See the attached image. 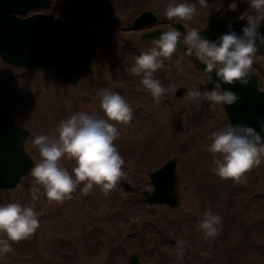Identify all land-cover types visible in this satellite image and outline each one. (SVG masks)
<instances>
[{"label": "rangeland", "instance_id": "rangeland-1", "mask_svg": "<svg viewBox=\"0 0 264 264\" xmlns=\"http://www.w3.org/2000/svg\"><path fill=\"white\" fill-rule=\"evenodd\" d=\"M170 2L184 0H53L40 12L67 19L84 31L96 48L91 74L71 86L55 80L48 68H16L0 60V102L31 130L25 149L36 164L40 161L33 146L37 135H55L59 121L78 112L107 119L97 93L103 88L118 92L133 109L129 125L109 121L120 133L114 144L125 160L127 176L122 177L151 190L148 172L177 156L180 205L172 209L144 201V206L133 204L132 195H141L126 193L118 183L102 204L90 206L80 193L82 184L72 199L49 204L44 189L29 174L14 189L0 191V205L18 202L33 207L40 226L28 239L12 244L13 251L0 257V264H127L134 251L141 264H236L230 261L240 257L244 264H264V161L239 182L220 179L212 171L214 159L220 156L214 157L208 149L211 134L229 125L222 105L197 106L187 95L173 94L181 85L188 91L211 90L206 76L177 52L171 59L161 58L173 65L165 87L171 85L173 91L156 103L141 85V77L125 71L153 47L140 38L145 29L132 27L140 11L157 14L158 22L151 27L177 31V21L187 29H198L212 17L223 16L214 10L216 0H208L207 8L198 0H188L197 5L193 20L170 21L164 16ZM222 2L227 9L229 0ZM247 7V0H238L237 11L227 14L239 17ZM179 32L183 41L186 33ZM178 60L182 71L176 67ZM254 60L264 70V53L255 54ZM33 189H38L35 201ZM206 211L222 217L221 232L214 239H205L198 227ZM0 238L6 237L0 233ZM178 245L186 248L182 258L177 257ZM116 249L121 252L118 258L109 259Z\"/></svg>", "mask_w": 264, "mask_h": 264}, {"label": "clouds", "instance_id": "clouds-1", "mask_svg": "<svg viewBox=\"0 0 264 264\" xmlns=\"http://www.w3.org/2000/svg\"><path fill=\"white\" fill-rule=\"evenodd\" d=\"M198 4L207 8L208 0H198ZM247 4V9L238 17L246 22L242 35L231 30L229 24V31L216 41L201 36L195 28L187 29L181 41V33L170 29L154 38L153 47L137 56L134 64L125 71L141 77L143 88L156 103H160L166 92L173 91L171 85L166 89L154 76L164 66L161 58L171 59L178 49V43L186 45L185 55H194L196 60L206 66L205 72H215L218 80L213 83L211 90L193 87L187 92V98L197 106L204 102L212 107L232 106L240 97L233 91L223 89L222 84L238 82L246 86L251 78L249 74L254 56L258 52L257 42L264 46V35L258 31L264 21V0H247ZM237 9L238 0H229L227 9L222 0H216L214 10L226 15ZM196 13V3L184 0L181 3L170 2L164 16L170 21L173 18L191 21ZM176 67L182 71L179 60ZM97 95L107 119L78 112L59 121L55 135H37L33 139L40 161L32 168L31 175L36 184L44 189L49 204H62L72 199V194L81 184L80 193L84 196L89 195L94 186L107 196L124 175L125 160L114 144L120 133L115 124L109 121L129 125L133 119V109L122 95L108 88L100 89ZM260 128L264 131V122ZM211 137L212 143L208 150L214 157L216 154L220 156L214 159L216 166L212 171L222 180L239 182L247 172L264 161V137L251 126L229 124L213 132ZM64 157L75 161L71 174L60 164ZM37 192L38 189L31 192L33 201L38 199ZM39 226V216L33 207L22 206L18 202L0 205V233L6 237L0 238V257L13 251L12 244L31 237ZM198 227L205 239H214L221 232L222 217L206 211ZM185 252L186 248L178 245L177 257L182 258Z\"/></svg>", "mask_w": 264, "mask_h": 264}, {"label": "water", "instance_id": "water-1", "mask_svg": "<svg viewBox=\"0 0 264 264\" xmlns=\"http://www.w3.org/2000/svg\"><path fill=\"white\" fill-rule=\"evenodd\" d=\"M52 2L53 0H0V59L18 68H49L55 80L76 85L79 80L91 74V62L96 48L81 28L66 19L41 12L27 15L30 11L50 7ZM157 21V14L146 9L140 11L131 23L134 28H144ZM229 24L231 30L238 35L243 34L242 28L246 23L233 17L212 18L207 27L198 31L208 40L216 41L229 31ZM176 25L183 27L180 22H176ZM164 31L167 30L157 27L141 33L140 38L152 43ZM258 31L264 35V26H260ZM185 47L186 45L178 43L177 52L188 59L194 68L204 73L212 85L218 82L215 72L206 73V66L196 60L194 55H185ZM257 47L258 51L264 50L259 42ZM249 75L251 78L246 86L238 82L232 85L222 84L223 89L233 91L240 97L232 106H222L229 124L251 126L264 137V131L260 128V124L264 122V91L259 88L257 77L252 72ZM187 92L185 86H178L174 96L183 97ZM29 134L30 130L16 124L6 105L0 102V190L14 189L22 177L31 174L35 163L23 146ZM177 162L178 157L173 156L148 172L151 190L134 186L122 177L118 184L126 193H140L148 205L177 208L181 203ZM76 195L77 191L72 197ZM127 264H141L137 252L128 256Z\"/></svg>", "mask_w": 264, "mask_h": 264}, {"label": "trees", "instance_id": "trees-1", "mask_svg": "<svg viewBox=\"0 0 264 264\" xmlns=\"http://www.w3.org/2000/svg\"><path fill=\"white\" fill-rule=\"evenodd\" d=\"M52 12H54V11H52ZM163 64H164V66L162 68L158 69L156 71V73L154 74V76L156 79L161 81V83L164 87H166L167 86V77L169 76L168 78H170L171 74L173 73V65L170 62H165V61H163ZM69 162H70V164H66L64 161H61L60 164L62 167L66 168L67 170H68L69 166L71 168L75 167V161L74 160L69 161ZM123 176H127L126 172H124ZM111 192H113V190ZM111 192L107 196H105L103 194V192L101 191V189L93 190L89 195H87L88 204L91 206L94 204L96 205L99 203L100 204L104 203L106 201V199H108V197L111 196ZM127 202H129V201H127ZM130 202L133 204L138 203L139 205L144 206L143 200L138 195H132V199ZM123 208H126V206H124ZM120 253H121L120 250L118 251V249H116L115 252H112L111 254L108 255V258L111 260L116 259V258H118ZM230 262H235L236 264H244V260H242L241 257L236 258L234 261H230Z\"/></svg>", "mask_w": 264, "mask_h": 264}, {"label": "flooded vegetation", "instance_id": "flooded-vegetation-1", "mask_svg": "<svg viewBox=\"0 0 264 264\" xmlns=\"http://www.w3.org/2000/svg\"><path fill=\"white\" fill-rule=\"evenodd\" d=\"M230 13H232V12H230ZM229 13V14H230ZM234 13V12H233ZM225 17H233V18H238V16H236V14H230V15H228V14H226V15H223V16H221V17H212V18H225ZM211 18V19H212ZM210 19V20H211ZM209 20V21H210ZM209 21L206 23V24H204L203 26H201L200 28H198V29H203V28H205V27H207V25H208V23H209ZM245 22V21H244ZM181 23V22H180ZM182 24V23H181ZM182 28H180V27H178L177 25H176V22L174 23V27L176 28V29H178L179 31H181V32H183V33H186V30H187V28L182 24ZM261 26H263V25H261ZM156 27H158V26H156ZM156 27H151V26H148V27H145L144 29H145V31L146 30H150V29H153V28H156ZM181 40V39H180ZM182 41V40H181ZM264 53V50L263 51H258L256 54L257 55H261V54H263ZM1 60V59H0ZM4 63V62H3ZM5 64V63H4ZM7 65V64H6ZM7 66H10V65H7ZM250 72H252L253 74H255V76L257 77V81H258V85H259V88L261 89V90H263L264 91V77H263V75H261L262 74V72H264V70H263V65L261 64V63H259V62H257V61H255L254 60V62H253V65H252V67H251V69H250ZM7 109L9 110V108L7 107ZM9 113H10V115L12 116V118H13V120H14V122L16 123V124H18L19 126H21V127H24V126H22L21 124H19L18 122H17V119L12 115V113H11V111L9 110ZM30 137V136H29ZM28 137V138H29ZM27 138V139H28ZM27 139L24 141V149H25V143H26V141H27ZM26 150V149H25Z\"/></svg>", "mask_w": 264, "mask_h": 264}]
</instances>
